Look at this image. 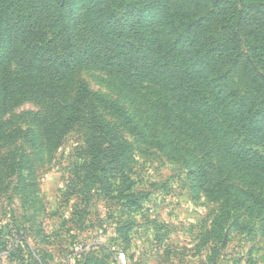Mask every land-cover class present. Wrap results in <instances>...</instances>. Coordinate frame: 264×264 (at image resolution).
I'll use <instances>...</instances> for the list:
<instances>
[{
    "label": "rangeland",
    "instance_id": "rangeland-1",
    "mask_svg": "<svg viewBox=\"0 0 264 264\" xmlns=\"http://www.w3.org/2000/svg\"><path fill=\"white\" fill-rule=\"evenodd\" d=\"M15 10L34 12L28 1ZM4 66L0 56V264H120L121 255L126 264H264V176L216 172L206 153L172 141L147 104L163 91L138 83V97L123 76L100 70L54 80L21 52ZM80 83L135 127L119 129L127 163L107 180L111 166L92 159L86 116L59 123L57 106ZM254 149L264 156V143Z\"/></svg>",
    "mask_w": 264,
    "mask_h": 264
},
{
    "label": "trees",
    "instance_id": "trees-1",
    "mask_svg": "<svg viewBox=\"0 0 264 264\" xmlns=\"http://www.w3.org/2000/svg\"><path fill=\"white\" fill-rule=\"evenodd\" d=\"M27 1L34 12L20 17L15 7ZM45 19L59 39H49ZM18 52L58 81L100 70L123 76L138 97L136 84L150 83L164 95L148 108L172 141L206 153L216 172L264 176L254 149L264 143V0H0L5 70ZM58 108L65 128L86 116L92 159L111 166L104 179L122 174L128 149L119 129L135 128L126 111L84 83Z\"/></svg>",
    "mask_w": 264,
    "mask_h": 264
},
{
    "label": "built area",
    "instance_id": "built-area-1",
    "mask_svg": "<svg viewBox=\"0 0 264 264\" xmlns=\"http://www.w3.org/2000/svg\"><path fill=\"white\" fill-rule=\"evenodd\" d=\"M119 263L120 264H126L125 256L124 255L119 256Z\"/></svg>",
    "mask_w": 264,
    "mask_h": 264
}]
</instances>
